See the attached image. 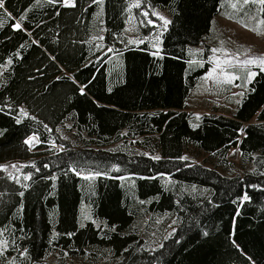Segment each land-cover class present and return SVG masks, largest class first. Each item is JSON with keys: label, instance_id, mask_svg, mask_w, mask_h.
Listing matches in <instances>:
<instances>
[{"label": "trees", "instance_id": "obj_1", "mask_svg": "<svg viewBox=\"0 0 264 264\" xmlns=\"http://www.w3.org/2000/svg\"><path fill=\"white\" fill-rule=\"evenodd\" d=\"M72 1L0 6V165L23 162L17 178L0 168L3 253L14 264H264V71L231 115L186 107L210 68L194 48L213 18L264 29V5L142 0L141 31L139 9L170 15L156 51L124 35L132 0ZM66 124L74 137L61 141ZM188 148L211 165L183 158ZM163 215L174 229L149 249L140 225Z\"/></svg>", "mask_w": 264, "mask_h": 264}, {"label": "rangeland", "instance_id": "obj_2", "mask_svg": "<svg viewBox=\"0 0 264 264\" xmlns=\"http://www.w3.org/2000/svg\"><path fill=\"white\" fill-rule=\"evenodd\" d=\"M69 3L71 5L72 0H69ZM227 3H231V1L224 0V4ZM134 5H139L140 7L142 5V0H132L130 2L124 28V35L129 43L130 41L133 44L145 42L151 49L156 51L159 50L161 46V33L167 25H164L163 20L158 17H163L167 21H170V15L167 9L159 6L139 9V14L145 22L144 26L149 27V33H146L145 31H141L139 29L137 18L133 10L134 8L139 7H134ZM235 5V8L228 5L229 9L236 10L241 7L238 3ZM145 13H147V15H145ZM248 19L251 20L252 17H249ZM205 48L209 50L210 54V68L200 77L196 86L190 91L186 100V107L193 113L201 114L206 112L208 113L211 110H216L220 113L231 115L239 96L241 97L240 94L247 90V85L254 77H250V74L256 73L255 68L261 67L259 63L247 64L244 62L251 58H264V29L251 30L245 28L231 20L226 19L219 12V14L213 18L209 32L203 40V44L198 45L194 49L203 51ZM225 61H229V63H225ZM217 62L220 63L219 68L216 67ZM8 64L9 61H7L6 64L0 68V71L4 70ZM209 73H212L211 77H209ZM22 114H25L23 110ZM55 134L61 141H68L70 139L73 140L74 137V134L69 129L68 124L58 128ZM31 143L35 145L36 140L32 139ZM51 145L53 150L61 149V147L56 143ZM131 146L133 145H129L128 148ZM130 150L142 152L153 158H158V153L154 151H144L139 148H135V146H133ZM183 158L188 159L193 163L211 165L210 159L204 153L196 151L192 148H188L185 151ZM227 158L230 162H232L234 172H238L239 165L237 151H230ZM22 166L23 162L14 160L0 165V168L5 174L17 178L20 175ZM83 218H88L85 213H83ZM172 222V218L169 215H163L162 217H145L144 221L140 225V234L146 247L154 249L159 246L161 241L172 233V229H174ZM3 250L4 246L1 244L0 254L3 253ZM3 256L2 262L14 264L12 259L8 258V254L6 255V253H3ZM46 261L47 264H52V257H47ZM67 264L72 263L68 262ZM84 264L87 263L85 262Z\"/></svg>", "mask_w": 264, "mask_h": 264}, {"label": "snow or ice", "instance_id": "obj_3", "mask_svg": "<svg viewBox=\"0 0 264 264\" xmlns=\"http://www.w3.org/2000/svg\"><path fill=\"white\" fill-rule=\"evenodd\" d=\"M63 2H64V6H74V5H70L69 0H63ZM248 2H249V0H244L245 4L248 3ZM253 2H258L259 4L264 5V0H253ZM2 3H3V0H0V6H2ZM134 7H139V5H134ZM232 7L235 8L236 5L233 4ZM261 10L264 11V8H262ZM145 15H147V13H145ZM158 18L163 20L164 25H167L169 23V21H167L163 17H158ZM21 19H23V17H21ZM14 28L15 29H19L20 28V24H15ZM258 34H260V33H258ZM130 43H131V41H130ZM214 51H218V50H214ZM156 54H158V53H156ZM9 63H10V61H9ZM225 63H229V61H225ZM244 63H247V64H257V63H259V65L261 66V70L264 71V58H251V59L245 61ZM216 67L217 68L220 67V63L219 62H217ZM211 75H212V73H209V77H211ZM254 75H255V73H251L250 77L254 76ZM19 122L20 121L17 120V123H19ZM32 139H34V138H29V140H26L25 143L26 144H30Z\"/></svg>", "mask_w": 264, "mask_h": 264}, {"label": "built area", "instance_id": "obj_4", "mask_svg": "<svg viewBox=\"0 0 264 264\" xmlns=\"http://www.w3.org/2000/svg\"><path fill=\"white\" fill-rule=\"evenodd\" d=\"M33 143V142H32ZM30 143V148H32L34 146V144Z\"/></svg>", "mask_w": 264, "mask_h": 264}]
</instances>
